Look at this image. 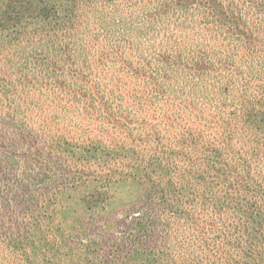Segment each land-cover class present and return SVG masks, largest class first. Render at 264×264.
<instances>
[{"label": "trees", "instance_id": "16d2710c", "mask_svg": "<svg viewBox=\"0 0 264 264\" xmlns=\"http://www.w3.org/2000/svg\"><path fill=\"white\" fill-rule=\"evenodd\" d=\"M6 134L0 242L48 189L136 182L121 253L264 264V0H0Z\"/></svg>", "mask_w": 264, "mask_h": 264}, {"label": "rangeland", "instance_id": "374dc122", "mask_svg": "<svg viewBox=\"0 0 264 264\" xmlns=\"http://www.w3.org/2000/svg\"><path fill=\"white\" fill-rule=\"evenodd\" d=\"M31 140V136L21 139L9 134L0 136L1 145L17 141L28 147ZM69 159L72 161V157L69 156ZM56 165L60 167L57 162ZM91 171L92 168L89 172L85 170V175H91ZM140 190L141 186L136 182L110 183L103 187L101 183L85 179L73 188L61 191L48 189L49 192L38 201L35 212L38 217L32 221L30 233L22 244L9 245L5 239L0 242V264H172L166 262L164 256L155 255L157 262H154L146 253L138 256L133 251L131 254L121 253L125 249V237L119 233L120 228L106 229L102 226L103 219H110L118 226L121 211L139 197ZM27 206L29 210L34 208L30 202ZM199 222L196 220V225L204 226L205 237L210 236L209 220ZM0 226L1 231L6 228L10 231L8 224L0 221ZM243 234L246 238L245 231L241 232ZM93 241L100 244L99 250H96ZM108 248H114L113 253L119 249L120 255L116 260L114 256H105ZM189 257L186 256L184 261L178 259V264H190ZM196 259L193 257L190 260L196 262ZM198 260L209 261L206 258ZM218 261L223 264V260ZM230 263L234 264L233 261Z\"/></svg>", "mask_w": 264, "mask_h": 264}]
</instances>
